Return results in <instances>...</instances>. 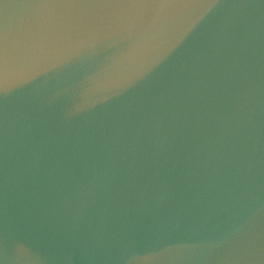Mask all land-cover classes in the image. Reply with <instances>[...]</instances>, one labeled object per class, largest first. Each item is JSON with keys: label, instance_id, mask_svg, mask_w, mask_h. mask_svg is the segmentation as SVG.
Returning a JSON list of instances; mask_svg holds the SVG:
<instances>
[{"label": "water", "instance_id": "1", "mask_svg": "<svg viewBox=\"0 0 264 264\" xmlns=\"http://www.w3.org/2000/svg\"><path fill=\"white\" fill-rule=\"evenodd\" d=\"M0 264H264V0H0Z\"/></svg>", "mask_w": 264, "mask_h": 264}]
</instances>
